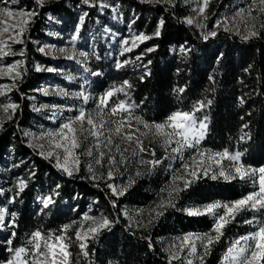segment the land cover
<instances>
[{
  "label": "trees",
  "instance_id": "obj_1",
  "mask_svg": "<svg viewBox=\"0 0 264 264\" xmlns=\"http://www.w3.org/2000/svg\"><path fill=\"white\" fill-rule=\"evenodd\" d=\"M251 2L211 0L205 10L206 22L200 27L186 23L193 17V6L184 0H176L174 6L139 0H99L93 7L83 0L36 5L38 14L24 42L16 45V57L23 61L24 69L9 97L18 107L0 128V208L7 209L0 225V264L14 258L9 248L25 246L37 229L57 232L72 224L68 235L74 236L77 228L89 222L85 215H103L113 224L95 239L89 236L87 257L73 244L69 249L72 264H188L182 256L172 259V241L188 233L209 232L214 220L208 215L190 216L186 210L213 202L231 203L252 192L251 184L239 177L213 180L201 175L178 195L173 193L175 207L159 209L157 205L168 199L174 186L183 188V180L173 183L178 161L167 160L157 147L154 160L160 163L154 167L145 164L140 175L133 174V183L123 195H114L107 180L92 179L85 166L67 175L55 160L31 145L27 136L28 131L56 125L37 108L36 103L41 105L43 99L37 91L64 81L35 68L51 63L37 51V45L61 44L63 37L78 34L80 41H87L81 46L92 73L90 94L99 96L111 90V104L123 101L132 106L135 117L149 123L164 122L176 111H190L198 101L210 100V105L196 112L198 118H207L199 147L212 153L241 152V165L259 168L264 166V28L260 26L264 13L249 17ZM7 6V0H0V10ZM239 9L246 10L244 15L255 25L257 36L245 39L235 30L214 26ZM161 20L164 23L156 36ZM213 31L215 36L208 35ZM141 34L152 38L133 41ZM149 48L155 50L149 52ZM125 81L131 87L117 91ZM72 85L81 87L79 82ZM43 101L64 103L53 95ZM21 181L26 184L23 191ZM50 195L54 203L44 207L42 200ZM156 211L163 215L156 216ZM253 216L251 210L239 213L212 246L204 264H221L230 243L248 233L250 225L245 220Z\"/></svg>",
  "mask_w": 264,
  "mask_h": 264
},
{
  "label": "snow or ice",
  "instance_id": "obj_2",
  "mask_svg": "<svg viewBox=\"0 0 264 264\" xmlns=\"http://www.w3.org/2000/svg\"><path fill=\"white\" fill-rule=\"evenodd\" d=\"M39 4H43V0H37ZM85 3H89V0H84ZM143 2H152V0H143ZM155 2L159 3L160 0H155ZM164 2L172 4L174 6V0H164ZM211 0H202V7L200 9L201 13L209 6ZM258 4L259 11L264 13V0H252V4H250L249 9L247 10L248 16L251 17V12L255 10L252 5ZM95 6V5H93ZM245 9H239L236 13V16H239L241 20L247 24V19L244 15ZM0 13L4 14L7 17H19V24L21 27L19 31L15 33V35H9L8 39L12 40L14 43H22V40L17 39V37L23 35V25H26L30 18L36 15L35 12H20L14 13L12 10L8 8H4L0 10ZM235 16L232 18L235 20ZM255 19V17H251ZM0 23H4V21H0ZM163 20L160 21V24L155 32L156 36L160 35L159 27L163 26ZM186 23L192 25L194 23L192 18H187ZM219 26V23L217 24ZM261 28H264V23H261ZM16 28L17 25L5 26L3 31L0 32V35L3 33H8L9 28ZM252 28H255V25H252ZM227 31L228 29L225 28ZM208 35L215 36L216 32H210ZM257 31H250L249 35L245 37V39L257 36ZM152 37L141 34L137 36L136 39L140 41L151 39ZM205 39L208 36L204 37ZM127 43V41H124ZM0 45L4 47H9L6 42L0 39ZM154 48H149L147 51H154ZM43 51V49H41ZM125 51H130V49H125ZM181 51H185V49H181ZM23 55V52L20 53ZM81 56H87V53L81 52ZM70 59L72 57H69ZM139 59V57H138ZM19 63V62H18ZM17 64H13L7 68V73L11 75L15 73V77L19 76L20 73L16 72ZM39 70V69H38ZM48 71H52V69H48ZM98 75V73H97ZM124 87H131L127 81L124 82V85L117 89V91H123ZM180 91H183L181 89ZM2 94V93H0ZM78 97H82L85 103L88 101L89 97L85 95L83 92L76 93ZM114 92L108 91L104 94V96L99 98V104L97 112V116H99L100 122L93 117L90 112H86L84 108H80L78 111V115L73 118L68 119L67 122L63 123L58 132L49 133V135L53 137H57L58 139L54 140V148L62 151L63 156L61 157L58 152H49V157L55 155L56 156V166L60 168L62 171L67 173V175L72 176L74 171H79L80 165V156L84 155L87 157H93L94 152L93 148L96 149V155L94 157V163L96 165H101L104 161V157H108V163L115 166L118 161L116 155H111L112 148H115V151L119 153L120 160L119 163L127 164L128 160L124 156V152L128 149L124 148L121 150L120 144H114L113 136L111 134L104 135V132L114 133L116 136H120L121 140L127 142L129 144L135 143L136 148L133 149L134 155H139V153L148 152L149 149L144 147L143 141L139 136H136L134 132H125V127L131 129L132 124L130 118H132L131 113V105H127L125 102L120 101L115 104L114 107L109 109L110 116H116L119 113H128V118L121 119L118 121H112L115 125L114 129H106L105 125L109 123L108 121L103 120V109L108 107V100L113 97ZM243 102V100L241 101ZM211 101L208 100L207 103L204 101H198L193 109L190 111H176L169 115L164 122L156 123V122H146L140 117H134L139 124L143 125V128L148 130L147 132H141V135H147L148 132H152L153 135L157 137L163 138V146H165L166 150L171 148V152L180 154L181 158H183V151L185 149H194L195 154L190 157L192 160V164L185 163L183 168L187 173V176L177 175L173 177V183L175 184L176 180H183V188L179 186H174L172 191L168 193V199L162 201L157 208L164 209L166 207H175V203L173 202V193L176 195L179 194L180 191L187 189L191 186V184L201 178V175L207 176L209 172L210 165L206 166V157L207 159L212 160L217 166H221L222 161L227 159L231 162H237L240 160L243 155L241 152H235L234 154L229 153L228 150H224L223 152H216L211 156L208 155L210 150H200L199 145L204 138L205 130L207 129L206 117L198 118L196 116V112L203 110L207 105H210ZM18 105L11 104H3L0 105V108L3 109L5 113H8L9 110H15ZM11 119V116L8 117ZM247 127V125H245ZM0 128H2V123H0ZM104 130V131H101ZM136 132H140V129L137 128ZM83 137L84 141H89L90 138H94V142H89L87 145H82L80 137ZM104 137L101 140V137ZM241 139H244L242 136ZM175 144V147H171ZM83 147L82 152H77L78 149ZM106 149V151L101 150ZM152 156H155V151L152 150L150 152ZM219 157V159H217ZM140 164H149L153 167L160 163L158 160H143L140 159L138 161ZM71 165V167H70ZM235 174H226L223 167H220L218 175L223 177L226 180L236 179L237 176L243 180L248 178L250 183L253 185L254 191L249 192L247 195L242 198L235 200L229 203H220L213 202L203 206V208H191L187 209V214L190 216H204L210 215L214 219L213 227L209 232H205L202 234L196 233H188L183 237L179 238V245H174V247L178 248L177 252L172 254V259L177 260L180 259L179 252L183 251L185 248L189 250V252L196 257L200 264H204V259L206 256L211 254L212 246L219 242L221 237L224 234V229L228 224L235 221L236 216L246 210H255L258 212H264V166L259 168H245L243 165L233 164ZM89 172L94 171L93 164L88 165ZM137 175H140L137 172ZM109 179L113 178V169H110L107 173ZM187 177H191L188 179ZM92 179H96V176H92ZM211 179H217V173H213L211 175ZM133 183L130 181L129 184ZM26 186L25 182H20V191H23V188ZM108 187L111 189L114 195H123L125 188H118L115 185L109 184ZM58 195V193H57ZM44 207H48L49 204L54 203L52 196H48L47 198L42 200ZM115 206V205H114ZM222 210V211H221ZM7 214V209L0 208V225H3L5 216ZM163 215L162 211H156V216ZM85 221H91V225L84 231L81 228H77L74 232V236H69L68 231L72 228V224L63 225L57 232H44L40 229L32 232L30 237L26 240L25 246L12 249L9 248L10 252H13L14 258L7 261V264H72L71 256L72 252L69 250L73 244H76L78 248L81 250V254L85 257L89 255L87 249L86 240L91 235L92 239H95L99 232L103 229H110L113 224L112 220H109L108 217L101 215L99 218L85 215ZM253 220H245L247 224H253ZM75 223V222H73ZM151 223V220L149 221ZM15 221L13 220V225ZM256 230L252 231L246 235L240 236L237 239L233 240L230 245L227 247L223 257L221 264H264V220H255ZM15 233H13V236ZM197 242L200 244V248L202 249V253L198 252ZM7 243L11 245L12 241L8 240ZM22 254L24 256L21 259ZM188 264H193L192 260H188Z\"/></svg>",
  "mask_w": 264,
  "mask_h": 264
},
{
  "label": "rangeland",
  "instance_id": "obj_3",
  "mask_svg": "<svg viewBox=\"0 0 264 264\" xmlns=\"http://www.w3.org/2000/svg\"><path fill=\"white\" fill-rule=\"evenodd\" d=\"M52 1L57 0H43V4H39L37 0H7L8 6L6 8L12 10L14 13H20V12H35L36 15L30 18L29 22L26 25H23L24 31L23 35L17 37V39L22 40L24 42V38L30 28V25L35 20L37 16L36 5L37 6H43L44 4ZM143 2V0H139ZM176 0H174L175 2ZM30 2V4H29ZM84 2V0H83ZM184 2L191 3L193 6V17H190L193 19L196 26L200 27L205 24V10L203 13H201L200 9L202 7V0H184ZM85 3V2H84ZM99 3V0H89V3H85L86 5L93 7V5H96ZM145 3H157L155 0H152V2H145ZM159 3H166L164 0H160ZM31 4L34 6L32 7ZM169 4V3H167ZM252 4V2H251ZM253 8H255L254 11L251 12V16L258 18L260 16L259 11V5L255 4L252 5ZM236 17L235 20H233V17ZM0 21H4V23H0V32L3 31V28L5 26H11V25H17L16 28H9L8 33H3V35H0V39L4 40L6 44L9 47H4L3 45H0V105L3 104H11V100L9 97L10 91L16 86L17 81L21 78L23 69H24V63L20 58L16 57V45H19L20 43H14L12 40L8 39L9 35H15L17 31H19V28L21 25L19 24V17H7L4 14L0 13ZM219 23L218 27L232 29L237 31V33L248 36L250 31H253L254 28H252V23L248 20L247 24H245L239 16H236V14L230 16V17H223L221 19H218L215 23V27H217V24ZM136 42H140V40H137L136 38L133 40ZM61 44L59 43H49L48 45H37V51L40 53L45 54V57L51 62L50 64L45 65H37L35 68L41 71H48V69H52V71H48L49 74H54L59 79L64 80L59 82L56 86L48 87L47 85L44 87H39L38 94L42 96L43 99L41 105L38 106V102L36 103V106L39 110H43L44 116L47 120H50L52 122H55L56 125L54 126H45L44 129L39 128L38 130L28 131L27 136L29 139V142L31 145L36 147L40 153L46 157L55 160L56 162V156L53 155L49 157V152H58L60 153L61 157L63 156V153L59 149L54 148V140L58 139L57 137H53L49 135V133H55L58 132L60 127L63 123L67 122L68 119L75 117L78 115V111L80 108H84L86 112H90L93 117L97 120V122H100V117L97 116L98 104H99V98L104 95L99 96H93L90 94L88 88L90 87L89 79L92 76V73L90 71V65L87 62L86 58L87 56H81L80 53L84 52L87 53L81 46V44H85L87 41H80L78 34H74L72 38H68L67 36L62 38ZM82 42V43H81ZM142 42V41H141ZM43 49V51H41ZM69 57H72L71 59ZM19 62V63H18ZM18 67L16 68V72H19L20 75L15 77V73H12L11 75L5 74L7 73V68L13 64H17ZM72 82H79L81 87H76L72 85ZM52 83V81L50 82ZM48 83V84H50ZM83 92L85 95L89 97L88 101L85 103L82 97H78L75 95L76 93ZM56 96L60 100H62L64 103L63 105L58 103H46L44 100L45 96ZM37 99V98H36ZM108 107L103 109V120L108 121L105 125L106 129H114L115 125L112 123V121H118L121 119L128 118V113H119L116 116H110L109 115V109L111 107H114L115 105L110 103V99L108 100ZM14 110H9L8 113H5L2 108H0V123H3L7 119H9V116H13ZM134 115L132 114V118H130L132 128L129 129L125 127V132H134L136 136H139L140 139L143 141L144 147L149 149L148 152L139 153V155L133 154V149L136 148V144L133 142L131 144L124 142L121 140L120 136H116L114 133L104 132V135L111 134L113 136L114 144L118 143L120 144L121 150L124 148H127L128 150L124 152V156L127 158L128 162L127 164H121L119 163L120 156L119 153L115 151V148H112L111 155H116L118 163L113 166L108 163V157H104V161L101 165H96L94 163V157L96 155V149L93 148L94 156L93 157H87L84 155L80 156V165L79 167L85 166L88 170V165L93 164L94 171L90 172L91 176H96V178H102L104 180H107L109 184L115 185L118 188H128L131 184H129L130 181H132L133 174H136L139 172L145 164H140L138 161L140 159L143 160H154L155 156H152L150 152L152 150L156 151V147L159 148L162 151V154L166 156L167 160L169 161H178V167L176 169V172L174 176L177 175H184L187 176V173L185 172L183 165L185 163L192 164V160L190 157H192L195 154L194 149H185L183 151V158H181L180 154L171 152V148H168L166 150L165 146H163V138L157 137L153 135L152 132H148V134L141 135V132H147L148 130L143 128L142 124H139L136 119H134ZM139 128L140 132H136L135 130ZM104 131V130H101ZM104 137H101V140H103ZM80 140L82 142V145H87L89 142H94V138H90L89 141H84L83 137H80ZM176 145L173 144L171 147H175ZM199 147V146H198ZM200 150H204L199 147ZM101 150L106 151V149H103L101 147ZM83 147L81 149H78L77 152H82ZM212 152H209L208 155L211 156ZM219 159V157H217ZM159 164V163H158ZM233 164H239L237 162H231L227 159H224L222 161L221 166H217L212 160L207 159L206 157V166L210 165L208 177L211 178V175L213 173H217V178L224 179L223 177L218 175V172L220 170V167H223L226 174H235L234 167H232ZM157 165V164H156ZM71 167V165H70ZM110 169H113V178L109 179L107 176V173ZM89 171V170H88ZM76 172V171H74ZM73 172V173H74ZM173 176V177H174ZM172 177V181H173ZM238 177V176H237ZM188 179L191 177H187ZM245 180L250 183L248 178H245ZM180 180H176L175 184L179 182ZM251 184V183H250ZM252 191L256 190L254 189L253 185L251 184ZM125 192V191H124ZM230 204V203H229ZM203 206L201 207V209ZM222 211V210H221ZM254 212L255 216L251 220H253V224H249V231L248 233L256 230V224L255 220H264V212H258L255 210H251ZM213 219L212 216L208 215ZM214 220V219H213ZM91 221L85 223L83 226H81V230H86L90 225ZM247 233V234H248ZM90 236V235H89ZM183 237V236H182ZM181 238V237H179ZM179 238L172 241V252H177L178 248L174 247V245H179L180 240ZM197 248L198 252L202 253V249L200 248L199 242H197ZM179 255L185 258L186 260H197L194 255H192L187 248H185L183 251L179 252ZM24 256L22 254L21 259H23ZM198 261V260H197Z\"/></svg>",
  "mask_w": 264,
  "mask_h": 264
}]
</instances>
